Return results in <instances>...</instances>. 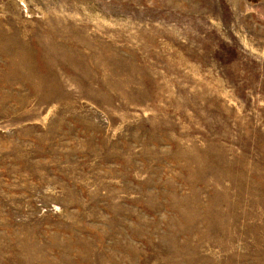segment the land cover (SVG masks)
<instances>
[{"label":"rangeland","instance_id":"374dc122","mask_svg":"<svg viewBox=\"0 0 264 264\" xmlns=\"http://www.w3.org/2000/svg\"><path fill=\"white\" fill-rule=\"evenodd\" d=\"M0 264H264V0H0Z\"/></svg>","mask_w":264,"mask_h":264}]
</instances>
